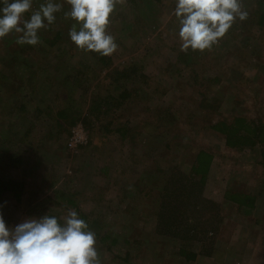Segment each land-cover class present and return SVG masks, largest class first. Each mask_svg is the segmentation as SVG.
<instances>
[{
	"label": "rangeland",
	"instance_id": "rangeland-1",
	"mask_svg": "<svg viewBox=\"0 0 264 264\" xmlns=\"http://www.w3.org/2000/svg\"><path fill=\"white\" fill-rule=\"evenodd\" d=\"M57 2L63 10L41 43L0 39V185L19 183L0 196L6 223L75 210L96 233L101 264H264L262 145L232 148L211 128L239 116L264 121V0H242L246 20L211 49L187 52L175 0H121L107 28L118 45L110 56L70 40V6ZM108 93L121 105L89 117L91 98ZM48 104L50 116L35 111ZM67 108L88 121L69 118L58 132ZM67 128H79L82 147L69 144ZM200 150L214 155L200 193L188 197L185 178L165 190L172 174L190 177ZM227 190L254 194L255 207L238 210ZM215 247L225 252L219 263L208 255Z\"/></svg>",
	"mask_w": 264,
	"mask_h": 264
},
{
	"label": "clouds",
	"instance_id": "clouds-1",
	"mask_svg": "<svg viewBox=\"0 0 264 264\" xmlns=\"http://www.w3.org/2000/svg\"><path fill=\"white\" fill-rule=\"evenodd\" d=\"M0 0V39L16 34V43H41L40 30L52 25L63 3ZM64 17L73 21L68 35L85 52L110 56L118 45L107 28L121 0H65ZM25 13H29L26 17ZM180 50L211 49L239 19L248 18L242 0H175ZM96 233L75 210L66 216L47 212L9 226L0 213V264H101Z\"/></svg>",
	"mask_w": 264,
	"mask_h": 264
},
{
	"label": "trees",
	"instance_id": "trees-1",
	"mask_svg": "<svg viewBox=\"0 0 264 264\" xmlns=\"http://www.w3.org/2000/svg\"><path fill=\"white\" fill-rule=\"evenodd\" d=\"M264 20V18H263ZM60 24V23H59ZM61 29V28H60ZM63 30H58L55 32L54 38H59L62 36ZM115 74L120 75H126L128 69H124L121 72L118 70H115ZM129 77V76H128ZM113 83L119 81L117 77L112 80ZM115 105V106H114ZM121 105V102L118 101V99H115L114 96H112L110 93L108 94H100L98 96H94L91 98V100L88 103L87 106V112H89L88 116H93L97 119L101 118L102 113H109L112 111L113 107H118ZM53 105L52 107L44 106L43 108L36 107L35 111L38 112V114H46L50 116L52 113ZM58 119L52 126H56L58 132L62 130L63 127L67 126L68 119H71V122L73 126L76 127L79 125L78 122L87 123L88 116H82V113L72 116V112L69 111V108L67 109H61L59 112H57ZM217 120V119H216ZM88 125V124H87ZM88 127V126H87ZM86 127V129H88ZM124 128V127H121ZM214 130L219 131L226 137V144L232 148H243V147H249L254 148L257 145H262L261 148V163L264 166V121L263 120H250L247 121L243 116L236 117L232 123L227 122L225 120H217L212 124V127ZM119 129V128H118ZM68 130V128H67ZM71 130V128H70ZM69 131V137L70 135H73L72 130ZM117 130V129H116ZM118 131H121L119 129ZM124 134V133H122ZM83 144H79L80 147H82ZM214 160V155L212 152L206 151V150H200L197 155L194 164L192 165V169L190 172V177L186 176L185 174H178L174 177L172 174L170 176V180H172V186H169V183L166 185L165 190L171 192L174 189H177L176 186H180L178 184V180L182 182L184 179L185 181L183 184H181V190L188 191L187 195L188 197L193 196V194L197 193L199 194L202 186L204 185L205 181L207 180L209 173L211 172L212 162ZM193 178H199V182L194 180ZM189 182V183H188ZM176 185H174V184ZM13 184H19L18 182L8 180L7 182H1L0 187V196L2 195L3 191H7L11 189V185ZM178 186V187H179ZM14 189V187H12ZM226 197L230 199L232 202L239 205V209L242 210V208H254L255 207V195L254 194H247V193H236L232 192L230 190H227ZM52 214V213H51ZM55 215V214H54ZM81 218L87 221L86 215H81ZM88 222V221H87ZM190 229L189 231H191ZM184 237L188 238L189 236L184 235ZM190 242V241H189ZM182 253H186L187 258H190L192 260H195L197 258V253L195 252H185L182 250ZM208 255L214 258L215 262L219 263L220 261H223L225 257V252L222 249L213 248L211 251H209Z\"/></svg>",
	"mask_w": 264,
	"mask_h": 264
},
{
	"label": "built area",
	"instance_id": "built-area-1",
	"mask_svg": "<svg viewBox=\"0 0 264 264\" xmlns=\"http://www.w3.org/2000/svg\"><path fill=\"white\" fill-rule=\"evenodd\" d=\"M80 133H81V131L79 130V128L73 129V135H72V138H71V142L69 143L70 145H76V144L79 145V143L83 142V141H81Z\"/></svg>",
	"mask_w": 264,
	"mask_h": 264
},
{
	"label": "crops",
	"instance_id": "crops-1",
	"mask_svg": "<svg viewBox=\"0 0 264 264\" xmlns=\"http://www.w3.org/2000/svg\"><path fill=\"white\" fill-rule=\"evenodd\" d=\"M238 210H239V205H238ZM239 228V227H238ZM232 243V242H231ZM224 249H225V247H224Z\"/></svg>",
	"mask_w": 264,
	"mask_h": 264
}]
</instances>
